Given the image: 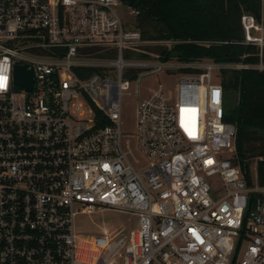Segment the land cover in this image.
Masks as SVG:
<instances>
[{
  "label": "built area",
  "instance_id": "built-area-1",
  "mask_svg": "<svg viewBox=\"0 0 264 264\" xmlns=\"http://www.w3.org/2000/svg\"><path fill=\"white\" fill-rule=\"evenodd\" d=\"M123 5L0 0V264H264V186L239 163L213 76L264 63L181 61L173 89L138 102L136 158L123 145V77L175 68L148 47L178 40L145 39ZM241 21L262 55L264 16ZM22 64L30 90L16 83ZM109 209L137 214L136 228L77 233L78 212Z\"/></svg>",
  "mask_w": 264,
  "mask_h": 264
},
{
  "label": "trees",
  "instance_id": "trees-1",
  "mask_svg": "<svg viewBox=\"0 0 264 264\" xmlns=\"http://www.w3.org/2000/svg\"><path fill=\"white\" fill-rule=\"evenodd\" d=\"M122 1L135 11L134 24L145 39L178 40L171 48L150 46L164 61L209 58L226 64L264 63V48L260 55L258 46L244 43L241 21L245 12L260 20L264 15L262 0ZM221 75L227 117L237 127L239 163L251 184V160L257 158V178L264 186V69L223 68Z\"/></svg>",
  "mask_w": 264,
  "mask_h": 264
},
{
  "label": "rangeland",
  "instance_id": "rangeland-1",
  "mask_svg": "<svg viewBox=\"0 0 264 264\" xmlns=\"http://www.w3.org/2000/svg\"><path fill=\"white\" fill-rule=\"evenodd\" d=\"M263 6H264V0ZM123 18L129 23L135 22V11L129 6L123 5L118 7ZM264 16V15H263ZM151 44L150 46H155ZM150 46L148 49L151 50ZM173 63L176 62L175 68L164 67L159 71H152L148 69L139 70L136 75H125L123 78L128 79L130 85L123 90L121 98V127L124 132L123 145L128 148V143L133 150L136 158H142L138 150L137 132V106L138 102L147 96L152 90L163 88L164 90L173 89L180 77L183 74L182 69L176 68L180 65V60L172 58ZM214 80L221 78L220 70L214 68ZM118 78V77H117ZM234 101L238 100V96L233 98ZM232 99V100H233ZM131 159L134 161L133 157ZM137 167V163H135ZM257 158L251 160L252 176H255ZM213 179H210L212 181ZM212 195L215 197V192L212 190ZM138 223V215L130 212H125L117 209L97 210L92 213L78 212L74 219V224L77 233L82 237H91L98 235H105L104 227L117 238L124 234L129 233L132 229L136 228Z\"/></svg>",
  "mask_w": 264,
  "mask_h": 264
},
{
  "label": "water",
  "instance_id": "water-1",
  "mask_svg": "<svg viewBox=\"0 0 264 264\" xmlns=\"http://www.w3.org/2000/svg\"><path fill=\"white\" fill-rule=\"evenodd\" d=\"M33 76L32 68H27L25 64L17 66L16 83L19 87L30 90L33 84Z\"/></svg>",
  "mask_w": 264,
  "mask_h": 264
}]
</instances>
